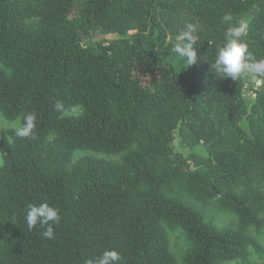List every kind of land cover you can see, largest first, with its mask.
<instances>
[{
  "label": "trees",
  "instance_id": "16d2710c",
  "mask_svg": "<svg viewBox=\"0 0 264 264\" xmlns=\"http://www.w3.org/2000/svg\"><path fill=\"white\" fill-rule=\"evenodd\" d=\"M227 13L249 19L243 42L264 59V0H0V118H36L30 137L0 142V264H86L105 249L119 264L264 259V79L248 98L247 77L211 67ZM196 21L198 60L179 72L172 45ZM80 25L113 38L85 40ZM78 151L121 159L72 162ZM31 203L58 209L53 239L28 229Z\"/></svg>",
  "mask_w": 264,
  "mask_h": 264
},
{
  "label": "clouds",
  "instance_id": "9594fccd",
  "mask_svg": "<svg viewBox=\"0 0 264 264\" xmlns=\"http://www.w3.org/2000/svg\"><path fill=\"white\" fill-rule=\"evenodd\" d=\"M229 27L223 34V42L215 48L212 68L217 76L240 80L251 77L253 80L264 79V59L256 60L243 42L249 28V19L241 18L236 23L232 14L227 13L222 17ZM198 29L193 23H187L183 31L176 37L172 45V51L180 58L185 59L188 66L198 60L197 47ZM55 110L64 114L78 117L83 114L80 105L66 108L61 101L55 102ZM36 127V118L32 113L23 115L21 121L14 126V134L18 138H27L33 134ZM25 220L28 229L39 225L44 230L41 235L48 239L54 238V225L60 221L58 209L48 203H31L25 209ZM120 254L116 250L105 249L101 255L94 260H88L86 264H119Z\"/></svg>",
  "mask_w": 264,
  "mask_h": 264
},
{
  "label": "rangeland",
  "instance_id": "374dc122",
  "mask_svg": "<svg viewBox=\"0 0 264 264\" xmlns=\"http://www.w3.org/2000/svg\"><path fill=\"white\" fill-rule=\"evenodd\" d=\"M197 26L198 32L201 29V24L199 22H195L194 23ZM79 31L81 33L82 36H84L85 40L91 39L92 41H97L101 38H105V39H109V38H113V36L109 35V36H104L100 33V31L98 29H91V30H83V27L80 25L79 26ZM136 31H132L129 32V34H132ZM175 67L177 69V71L179 72H183L186 70H189V66L187 64L184 63V61H178L175 63ZM262 86V81L260 79L257 80H253L251 77H247V92H246V96L249 98H253V92L256 89H260ZM71 115V114H69ZM17 123H9L6 120L0 118V142L3 140L8 139L7 133L10 129H14V126ZM174 137H175V141H174V154H176L177 156H179L178 154H186L187 150H182L180 145H179V139L177 137L176 132L174 133ZM194 150L196 152H201V148L200 147H195ZM86 155H94L97 158H101L104 160H108L111 162H118L121 159V156H105V155H99V154H93L91 152H76L73 155L72 158V162L76 161L77 159L86 156ZM2 165V159H1V155H0V167ZM206 214H207V218H214L216 225L218 227H233L236 223V217L230 214H223V213H219L213 209H207L206 210ZM252 233L255 234V232L252 230ZM170 241H171V245H172V250L174 251V253L178 254L181 250L185 249V244H184V240L183 238L179 235V233H174L170 235ZM260 244L264 247V230L260 233ZM252 264H264V259H259L257 257L252 258Z\"/></svg>",
  "mask_w": 264,
  "mask_h": 264
}]
</instances>
